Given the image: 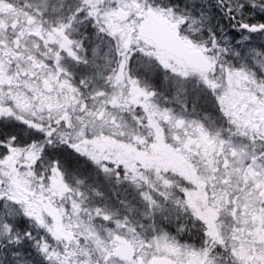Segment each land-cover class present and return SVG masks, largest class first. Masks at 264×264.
Listing matches in <instances>:
<instances>
[{"label":"snow or ice","instance_id":"1","mask_svg":"<svg viewBox=\"0 0 264 264\" xmlns=\"http://www.w3.org/2000/svg\"><path fill=\"white\" fill-rule=\"evenodd\" d=\"M0 264H264V0H0Z\"/></svg>","mask_w":264,"mask_h":264}]
</instances>
